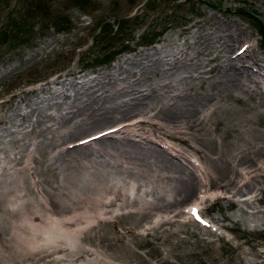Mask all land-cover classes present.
<instances>
[{
  "label": "rangeland",
  "instance_id": "374dc122",
  "mask_svg": "<svg viewBox=\"0 0 264 264\" xmlns=\"http://www.w3.org/2000/svg\"><path fill=\"white\" fill-rule=\"evenodd\" d=\"M206 34L214 36L212 44L205 40ZM224 35H235L231 42L235 46L226 53L241 68L229 71L246 88L248 85V91L230 78L221 81V73L230 68H223L228 62L217 55L223 53L218 50V39ZM243 44L250 48L248 54L234 60ZM180 48L205 61L206 69L217 68L201 74L192 68L194 57L174 64V56L185 53ZM263 65L264 0H0V264H264V175L251 178L263 172L259 160H264V107L252 106L258 101L264 104V83L258 80ZM160 67L166 70L171 85L163 89L180 87L184 92L189 88L180 98L191 107L178 105L185 114L178 116L189 124L185 129L190 131L181 133L188 141L174 143L201 158L211 171L216 166L210 164V155L225 157L232 167L227 164L224 168L232 171L238 185L222 188L212 179L203 191L198 190L199 185L193 187L191 197L173 202L166 210L153 208L139 217L130 213L129 205L109 207L117 213L108 222L101 223L95 212L96 218L92 215L62 226L58 216L75 211L64 207L51 192V188L57 192V176L61 177L42 166L44 153L33 142L41 137L47 143L51 133L44 129L40 134L36 128L54 122L49 114H57L75 96L77 86L96 89L101 84L97 77L110 72L117 82H108L109 77H101V82L113 89L138 75L139 83L146 85L160 77ZM208 90L215 94L204 96ZM166 92L154 93L150 106L170 98ZM115 97L114 103L129 98L123 94ZM138 113L127 115V120H138ZM204 113L209 114L204 122L189 123V116ZM62 120L64 130L75 122ZM113 121L63 136L62 147ZM29 139L33 144H23L20 161L11 160L19 142ZM48 143L51 149L53 144ZM104 143L111 145V141ZM152 145L165 152L162 145ZM28 151L39 157L33 162L38 170L35 181L44 179L47 192L41 195L48 209L35 204L37 210L43 209V216L45 210L51 212L46 217L34 218L30 209L19 206L11 181L16 168L28 162ZM165 154L192 172L193 166L186 160ZM29 171L23 174L25 192L38 199ZM129 191L132 196V189ZM194 202L207 218L204 223L193 220L188 210L182 211ZM172 209L174 214L180 213L174 215Z\"/></svg>",
  "mask_w": 264,
  "mask_h": 264
},
{
  "label": "bare ground",
  "instance_id": "6f19581e",
  "mask_svg": "<svg viewBox=\"0 0 264 264\" xmlns=\"http://www.w3.org/2000/svg\"><path fill=\"white\" fill-rule=\"evenodd\" d=\"M242 33H245V31L238 34L236 39L239 40L241 37L240 35H242ZM246 34L244 35L246 36ZM201 36L202 35H200V37ZM212 37L214 36L206 34L205 40H208L211 43L213 39ZM234 39L235 35H224L220 39H218V42L221 47V49L218 50H221L223 53L217 55L218 57H225L224 61L226 62L227 60L228 62L227 64L225 63L224 67L223 65L221 66L223 68H227L228 66L230 67L227 73H221V81L225 82L227 78H230L231 81H234L236 84L240 83L242 88L248 91V85L246 88V83L242 82L239 77H236V74L231 73L229 71L232 70L238 72L239 68H241L236 63H233V60H229L230 55H228V52L226 53L227 48L232 49L235 46V44L231 43ZM249 49L250 48L248 46L245 47L244 50H242V53L248 54ZM178 51L185 53L184 55H182L183 53H180V55H182L180 57L174 56V64H176L177 61L180 62H178L179 64H182L184 63V61L190 60L194 57L193 53H191V51H187V49L183 50L182 48H180ZM242 53H237L234 57V60L238 59ZM145 56H147V54H145ZM247 56H243V59L247 58ZM190 62L193 66V70H197L201 74H204L207 71L211 73V70L217 68V66H214L213 68L211 67L210 69H206L207 66L205 61L198 57H194V59L190 60ZM171 64L172 63H170V65ZM250 65H248L249 68ZM260 70L264 71V65ZM160 72L161 75L159 78H156V81H152L150 83L146 82V85L139 83L138 78L140 79V75H138L130 81H127L125 83L122 82L121 84H116V86H118H115L113 89L112 86L108 87L101 82L103 81L101 77H109L108 82H110L111 80L112 84L116 83V76L112 75L111 72L104 73L102 76L97 77V84H101L98 85L96 89L93 88L92 90H87L88 88H81V85L80 87H78L77 84H74L77 86V88H73L75 91V96L68 102H65L66 105L61 107V110H59L57 114H49V116L53 119L54 122L47 124L40 129L36 128V130L40 134L43 133L44 129H47L51 133L48 141L53 144V147L51 149L49 148L48 142L42 143L43 141H45V138H43V140L41 139V137L33 139L35 145L40 148L41 151L44 153V157L41 159L42 166H44L45 168H50L51 171L56 174V176L59 175L61 177L58 178L57 176V192L54 191L52 188L51 192L54 193L56 199L60 200L61 204L64 207L71 208L73 211H75V213L70 216H65L63 218L61 216H58L60 218V221L58 219V222H61L62 226L73 225L75 224V221H78V219L84 220L85 218L92 216L95 212H98V214L100 215L101 223L108 222L107 219L110 218L111 215L112 216L110 219H115V214L117 213V209L114 210L109 207L121 209L122 207L129 205L132 208L130 209V213H132L134 216H141V214H144L146 211L151 212L153 208L154 210L156 209L158 211L166 210V208L171 206L173 202L182 203L183 201L185 202V200L191 197L193 187L198 188L199 185L200 187L198 188V190L203 191V189H205V187L207 188V186L211 183L210 181L212 179L213 182L218 183L219 187L222 188L224 187L229 189L232 185H238L236 183V179L233 177L232 171L228 168H224V166L227 164L230 168L232 167V162L228 161V159H226L225 157L210 155V157L208 158L210 164H214L216 166L211 171L201 158H195L193 154L188 153L187 150L183 149L180 145L174 143L175 140H179L181 142H184L186 140L188 141L187 137L183 136L181 133L185 130H189L185 129L189 124L187 123V121L184 120L183 121L186 122V125L183 124L182 117L180 118L178 116H185V114L180 113L181 110L180 108H178V105H186L187 107L190 106L188 102H186L185 100L183 101V99L180 98L185 94V91H187L189 88L184 90V92L182 88L179 89L180 87L177 90L170 89V91H167V89H163L169 83L167 81L168 78H165L167 76V74L165 73L166 70L162 67L160 69ZM259 74H261L262 77L258 79L259 77L257 76L258 78L255 79H258L260 82L264 83V73L259 72ZM237 78L239 80H237ZM169 86L171 85L169 84ZM210 90L206 91L204 96H212L213 93L215 94L214 91ZM157 92L162 94H164V92H170L171 95H168L169 97H171L168 98L166 101L160 103L159 105L157 104L154 106H150L151 98L153 97L154 93ZM58 93L59 92H57V94ZM119 94L129 96V98L114 103L116 99L115 96ZM101 98L104 100L103 104H101ZM255 105H261V107H264L263 101H258L257 103H254V105L252 104V106ZM147 107L149 108L148 112ZM32 108L34 109L36 107L33 106ZM37 110L38 114H41L40 108L37 107L36 110L34 109V111ZM137 111L139 112L138 116L140 117L138 120H127V115L133 114ZM208 115V113H204V115H199V117L189 116L188 120L191 124L199 123V121L201 123L206 120V117H209ZM63 118H67L69 121L72 122L75 120V122L72 123L70 128H66L64 130V126H62L61 122ZM37 121L40 122L39 120ZM110 121H113L111 122V125H108L106 127L102 126L104 128L95 131L94 133H90L92 135L89 134L90 136L87 135L84 137H80L78 138L79 140L76 139L72 141L73 143H69V141L68 147H62V145L65 144L62 143L63 136L68 138L77 134L78 132H83L84 130L92 128L96 125L104 124ZM180 121L182 122V124L180 123ZM243 131L244 130H242V132ZM98 133L101 134L98 135V137L95 136ZM83 139H85L86 141H82ZM104 141H111V145L107 146ZM25 143L27 145L33 144L31 143L30 139L29 141L19 142L15 154L11 156V160H14L15 162L20 161V159L22 158L20 152L24 151L23 144ZM152 144L162 145V148L165 152H162L161 149H158L155 145ZM165 153L172 154L173 157H181L182 159L186 160L190 165L193 166L192 172L190 170H187L186 167L183 166V164H180L179 162L173 160V158H169L172 157L171 155L169 156ZM81 154H83V156H81ZM25 155L26 157H28V162L24 161L23 159V166L16 168V174L13 175L11 181L13 182L14 190H16L15 192L19 196V200L21 202L19 206L23 207L24 209H30L31 215L34 218H41L43 216V209H41V207L46 209V206L44 205L46 202H44L41 193L45 191L47 192V190H45L43 182L44 179H39L38 181H35L37 180L36 171L38 172V170L37 167H35L34 163L36 158L39 157L36 153L31 151L26 152ZM96 156H100V159L98 160L95 158L96 160H93V157ZM81 157L84 159H81ZM259 162H262L261 168L264 172V160H259ZM27 169H30V176L31 174L33 176V183L35 184V194L38 196V199H35L34 197L30 196L28 193L25 192L26 186L24 183L25 177L23 174L25 171H27ZM253 171L254 170H252L251 173H253ZM263 172L261 174H253L251 178H253V176L254 178L259 175L262 176L264 175ZM214 173H217L218 176L214 175ZM244 183L246 184L247 182ZM130 188L132 189V196L129 193ZM16 198L17 196L15 197V199ZM36 201L41 206L39 210H37L39 206H36ZM193 204L199 205L196 202H194ZM193 204H190L186 208H191ZM186 208L182 209V211H187ZM46 210L44 216L50 215L51 212H46ZM174 210L172 214H174ZM177 213L180 212H176V214ZM93 216L95 217V215ZM166 219H168L169 221V218L165 217V220ZM83 224L84 226H90L87 223ZM35 238L37 239V237ZM57 259H59V257H57Z\"/></svg>",
  "mask_w": 264,
  "mask_h": 264
}]
</instances>
